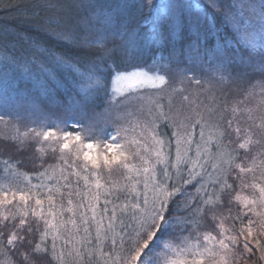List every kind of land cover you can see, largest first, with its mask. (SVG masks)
I'll return each instance as SVG.
<instances>
[{"label":"snow or ice","instance_id":"1","mask_svg":"<svg viewBox=\"0 0 264 264\" xmlns=\"http://www.w3.org/2000/svg\"><path fill=\"white\" fill-rule=\"evenodd\" d=\"M40 7H58L72 22L63 4ZM76 7L94 9L75 23L97 55L88 67L56 58L75 87L59 100L48 94L47 101L19 96L0 104V124L12 130L4 139L18 151L35 144L40 169L28 174L11 158L0 162V264H16L12 256L21 264H42V257L48 264H234L240 246L264 260V79L237 89L242 95L228 87L264 76V0H204V13L191 0ZM209 8L231 26L235 43L221 37L201 51ZM136 17L170 29L183 21L195 39L187 53L182 45L142 64ZM185 55L208 63L212 75L179 68ZM17 69L31 71L3 57L0 80ZM112 112L124 122L109 130Z\"/></svg>","mask_w":264,"mask_h":264},{"label":"trees","instance_id":"2","mask_svg":"<svg viewBox=\"0 0 264 264\" xmlns=\"http://www.w3.org/2000/svg\"><path fill=\"white\" fill-rule=\"evenodd\" d=\"M117 2V0H0V59L5 56L14 57L21 65L27 64L31 71L24 73L22 69H17L9 74L7 82L0 80V104L4 103L6 98L15 101L16 97L28 96L39 98L47 101L49 95L59 100L61 96H66L70 88L75 87L73 77L64 67H57L56 58H67L73 64L88 67L96 57V49L89 45L82 44V33L75 21L88 16L89 12L94 10L91 8L80 7L76 5H90L93 3L101 5H109ZM124 2V0H120ZM131 3L132 0H127ZM63 4L66 9L72 13V22L65 23L66 12H62L58 7L43 8L41 5L47 4ZM204 3L199 10L204 13ZM147 15V12H145ZM49 18L53 20L49 23ZM60 18L61 23L54 21ZM205 19L211 26V31L201 32L200 47L201 51L218 46L221 43V37L229 43H235L234 32L231 26L226 24L223 18L207 9ZM140 23L141 34L140 39L145 41L143 55L139 58L142 64L150 65L153 63V56L157 62L161 61V57H166L167 53L175 48L180 51L183 45L185 53H187L188 44L195 39L194 29L185 25L181 21L180 26H174L170 29L163 25L159 20L150 18L143 20L142 17H136L133 21V27L136 23ZM114 30H118V26H114ZM76 33H81V37H77ZM115 44H123L120 38L114 39ZM112 47L110 43L108 45ZM192 57L185 55V63L180 64L179 68L189 67L192 73L201 77H210L212 69L208 63L201 62L200 59L192 62ZM203 57L202 60H206ZM173 66L171 79L174 83L181 80V75ZM55 73V78L49 83L48 76ZM187 75V74H186ZM264 79L259 72L251 75L246 81H240L236 84L228 85L233 89L234 95H242L237 89H247L250 83ZM189 92L195 91V86L185 80L184 85ZM111 87V85H109ZM7 93V97L5 95ZM203 99V96L201 97ZM166 103V100H162ZM207 103V100L204 101ZM174 103H179L177 96ZM97 112L103 111V104L97 109ZM123 111V109H120ZM116 113L112 112L109 116V130L117 123L124 122L115 119ZM129 120L133 117H128ZM27 123V121H25ZM23 130V127L21 128ZM161 131L170 133L166 124L162 123ZM199 129H197V132ZM11 128H5L0 124V162L4 159L11 158V162L16 164L20 171L28 174H34L39 171V161L36 158L38 153L35 152V144L30 145L26 151H18L16 145L10 140H5V136H11ZM46 163H54L52 158H47ZM3 165L0 163V169ZM114 178H118V174H113ZM38 182L35 178L33 183ZM192 190V189H190ZM35 239H33V244ZM24 251H31L30 246H26ZM255 248H253V252ZM238 259L234 264H264V260L260 259V255L254 252L253 255H245L242 246L235 249ZM11 256V253H9ZM16 264H21L22 258L12 256ZM50 257H42V264H48ZM4 260V256L0 254V262Z\"/></svg>","mask_w":264,"mask_h":264},{"label":"rangeland","instance_id":"3","mask_svg":"<svg viewBox=\"0 0 264 264\" xmlns=\"http://www.w3.org/2000/svg\"><path fill=\"white\" fill-rule=\"evenodd\" d=\"M191 3H193V4L196 5V6H200V5H202V4L204 3V0H191ZM180 24H181V21H180V20H177L175 26H178V27H179ZM0 55H1V54H0ZM1 56H2V55H1ZM120 123H123V122H120ZM117 124H119V123H117ZM117 124H115V125L113 126V128H114ZM261 238H262V243H264V236H262ZM254 252H256V253H258V254L260 255V252H259L258 249L255 248V251H254Z\"/></svg>","mask_w":264,"mask_h":264}]
</instances>
